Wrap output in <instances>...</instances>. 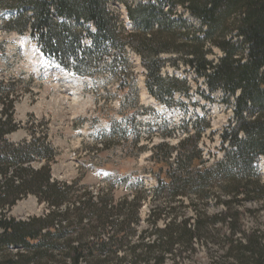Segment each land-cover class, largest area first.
<instances>
[{
    "label": "trees",
    "instance_id": "1",
    "mask_svg": "<svg viewBox=\"0 0 264 264\" xmlns=\"http://www.w3.org/2000/svg\"><path fill=\"white\" fill-rule=\"evenodd\" d=\"M0 3L9 15L7 30L30 32L45 56L74 73L89 75L100 64L108 65L127 94L137 78L129 64L134 52L142 60L148 92L169 106L177 93L189 96L191 91L187 78L162 72L166 66L179 68L182 62L205 80L208 99L220 91L222 101L234 108L229 125L220 133L224 154L211 166L199 147L205 130L211 128L210 120L197 116L179 126L185 138L177 145L162 142L150 149L152 169L143 174L157 181L153 191L142 175L126 176L122 170L116 179H107H112L109 189L81 191L77 181L52 178L57 154L47 136L19 143L8 138L20 124L10 98L13 90L0 80V264H165L176 246L194 251L193 241L201 240L216 224L226 230L223 247L233 259L228 264H264V236L244 221L245 202L261 201L264 208V180L257 168L264 156V0L123 1L133 23L128 30L117 25L119 18L110 11L109 0ZM215 48L220 55L212 60ZM164 133L161 136H174ZM37 161L45 163L34 168ZM214 189L227 200L218 198L224 211L208 216V228L205 211L195 204L193 228L192 218L177 222L175 206L155 204L161 199L172 204L191 195L207 201ZM116 191L122 194L116 196ZM30 195L44 205L43 214L27 219L9 215L19 200ZM146 202L148 217L143 221ZM169 215L174 219L158 227ZM137 232L139 240L131 241ZM151 236L154 241L146 242ZM122 250L129 260L117 255ZM172 264L179 262L174 259Z\"/></svg>",
    "mask_w": 264,
    "mask_h": 264
},
{
    "label": "rangeland",
    "instance_id": "2",
    "mask_svg": "<svg viewBox=\"0 0 264 264\" xmlns=\"http://www.w3.org/2000/svg\"><path fill=\"white\" fill-rule=\"evenodd\" d=\"M123 1L133 3L136 0H109V9L118 16L119 27L133 29ZM4 5L0 3V80L10 84L9 87L13 90L10 98L14 101L15 120L20 124V129L8 138L19 143L34 139V136H47L48 143L57 154L51 166L54 179L63 182L77 181L81 191L85 188L96 191L108 188L112 179H107H116L122 170L126 176L137 173L142 175L145 186L152 191L157 186V181L152 175L143 174L145 169H152L153 164L148 160L150 149L162 142L177 145L185 138V134L178 130L179 126L197 116H205L210 120L211 128L205 130L199 146L202 155L208 160L207 166L223 156L220 133L229 125L234 108L222 101L224 95L220 91L210 96L213 99H208L210 92L205 80L197 77L182 62L179 68L166 66L162 72L165 76L187 78L191 91L189 96L177 93L171 106L165 107L149 95L139 55L134 52L129 55V64L137 78L131 90L125 94L120 89V80L110 73L108 65L100 64L97 72L89 74H93L91 78L88 75H76L44 57L39 45L31 39L28 32L21 35L7 30L8 16L3 19L7 15ZM179 12L183 13V10ZM219 55L220 51L215 48L214 54L209 57L217 60ZM171 56L173 54L163 55L164 58ZM110 58L107 56V60ZM121 100L124 102L123 106ZM143 108L148 111L143 113ZM163 130L167 134L173 132L174 136H161ZM44 163L37 161L32 166L40 168ZM259 169L264 180V157L259 161ZM214 190L207 201L191 195L193 203L190 201L191 197H179L172 204L166 199L155 204L161 208L175 206L177 222L181 218H192V228L196 214L195 204L199 211H205L207 218H203L206 219L204 221L208 228V216L224 211L218 198L221 196L222 200H227L223 192ZM113 193L116 196L122 194L118 191ZM148 205L146 202L142 208L143 221L148 217ZM262 205L261 201L245 202L244 221L248 228L256 229L257 234L264 236ZM44 212V205L39 204L36 196L30 195L19 200L9 211V215L27 219ZM171 219L174 217L163 216L158 227L164 228ZM224 232V226L216 224L210 227L201 240L193 241L191 246L194 251L176 246L165 264H172L174 259L179 264H215L218 260L225 262L223 264L233 262L230 253L223 247ZM138 236L139 232L131 241H138ZM145 241L152 243L154 237L146 238ZM11 251L12 254L17 253V249ZM117 255L129 256L124 250ZM123 264L130 263L125 261Z\"/></svg>",
    "mask_w": 264,
    "mask_h": 264
},
{
    "label": "bare ground",
    "instance_id": "3",
    "mask_svg": "<svg viewBox=\"0 0 264 264\" xmlns=\"http://www.w3.org/2000/svg\"><path fill=\"white\" fill-rule=\"evenodd\" d=\"M163 179V178H162ZM161 187V186H160ZM160 189V188H159ZM153 191V190H152ZM150 201V200H149Z\"/></svg>",
    "mask_w": 264,
    "mask_h": 264
}]
</instances>
